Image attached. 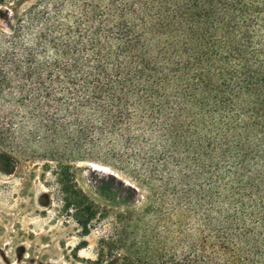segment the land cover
<instances>
[{
	"label": "rangeland",
	"instance_id": "374dc122",
	"mask_svg": "<svg viewBox=\"0 0 264 264\" xmlns=\"http://www.w3.org/2000/svg\"><path fill=\"white\" fill-rule=\"evenodd\" d=\"M37 2L0 0V41ZM18 39L31 38L22 31ZM6 47L0 42L8 169L0 171V242L28 247L22 264H174L189 255L201 264H264L260 131L201 132L173 146L159 123L139 118L113 133L101 112L73 106L46 73L37 89L11 70Z\"/></svg>",
	"mask_w": 264,
	"mask_h": 264
},
{
	"label": "trees",
	"instance_id": "16d2710c",
	"mask_svg": "<svg viewBox=\"0 0 264 264\" xmlns=\"http://www.w3.org/2000/svg\"><path fill=\"white\" fill-rule=\"evenodd\" d=\"M15 21L0 41L11 70L37 89L46 73L113 133L140 118L173 146L264 135V0H39Z\"/></svg>",
	"mask_w": 264,
	"mask_h": 264
},
{
	"label": "flooded vegetation",
	"instance_id": "af4514ba",
	"mask_svg": "<svg viewBox=\"0 0 264 264\" xmlns=\"http://www.w3.org/2000/svg\"><path fill=\"white\" fill-rule=\"evenodd\" d=\"M1 162V160H0ZM2 163V162H1ZM4 166V164L2 163ZM13 241L0 242V264H22L29 257L28 247H12ZM27 254V256L25 255Z\"/></svg>",
	"mask_w": 264,
	"mask_h": 264
},
{
	"label": "water",
	"instance_id": "95a60500",
	"mask_svg": "<svg viewBox=\"0 0 264 264\" xmlns=\"http://www.w3.org/2000/svg\"><path fill=\"white\" fill-rule=\"evenodd\" d=\"M7 170H8L7 167L3 166L2 163L0 162V171L6 173Z\"/></svg>",
	"mask_w": 264,
	"mask_h": 264
},
{
	"label": "bare ground",
	"instance_id": "6f19581e",
	"mask_svg": "<svg viewBox=\"0 0 264 264\" xmlns=\"http://www.w3.org/2000/svg\"><path fill=\"white\" fill-rule=\"evenodd\" d=\"M94 167H96V168H97V166H94Z\"/></svg>",
	"mask_w": 264,
	"mask_h": 264
}]
</instances>
